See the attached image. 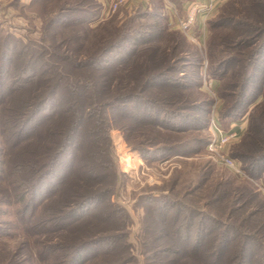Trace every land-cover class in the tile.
Wrapping results in <instances>:
<instances>
[{"label": "trees", "instance_id": "1", "mask_svg": "<svg viewBox=\"0 0 264 264\" xmlns=\"http://www.w3.org/2000/svg\"><path fill=\"white\" fill-rule=\"evenodd\" d=\"M185 1L174 2L181 15ZM63 2L49 19L50 31L74 29L86 44L96 3ZM238 4L264 12L260 0L229 1L208 22L209 65L222 99L232 101L220 111L223 125L253 110L241 152L232 156L252 186L236 177L219 182L202 202L201 193L194 195L206 191L201 177L187 194L192 203L161 199L144 207L136 244L117 222L129 218L126 209L97 208L122 177L110 130L140 143L147 156L188 153L190 144L169 140L208 129L213 101L202 93L200 56H186L187 41L170 30L164 6L131 16L122 29L101 26L119 36L109 41L102 34L89 51L81 46L74 53L73 37L63 34L52 44L42 37L41 50L27 54L0 32V264L140 263L133 251L146 264H264V99L257 103L264 97V17L243 14ZM224 26L231 34L216 32ZM209 142L197 137L193 144ZM11 207L20 232L4 227Z\"/></svg>", "mask_w": 264, "mask_h": 264}, {"label": "rangeland", "instance_id": "2", "mask_svg": "<svg viewBox=\"0 0 264 264\" xmlns=\"http://www.w3.org/2000/svg\"><path fill=\"white\" fill-rule=\"evenodd\" d=\"M63 1L65 0H0V32L3 34L6 33L8 36L12 37V46L23 44V50L27 54L32 50L34 52H39V50H41L40 46L42 43V37H47L48 41L50 40L52 44L55 42L58 43V40L63 37V34L68 35L69 38L73 37V42L70 44V47L74 53L77 52V47L81 46L89 51L92 41L94 39L96 40L97 37H101L102 34L105 36L102 39L108 37L109 41L115 40L119 36L114 28H111L110 31H112L111 33H115L109 35L110 32H104V28L101 26L116 25L118 29H122V26H124L127 21L131 20V16L138 15L137 13L142 10L153 11L155 7L159 8L161 6H164L162 8L163 17L170 16L168 8H171V6L176 7L177 5L174 3L175 1L181 3V0H93V2L96 3V14L94 15V21L91 23L94 33L86 44H81V42L73 36L72 31L74 29L61 28L60 30H56L59 29V27L55 28L54 31H50L49 29V19L55 14L60 5L65 4ZM67 1V4H71L75 0ZM229 1L231 0L221 3L218 8L214 7L215 10L212 9L208 15H204L205 17L208 16L205 20L204 30H198L195 26L191 31V35L194 36L195 41L172 24L174 23V20L171 14L172 19L170 22L171 26H169L170 30H179L180 33H182L180 34L181 38L183 37L186 39L187 45L183 46V48L188 50L189 53H187L186 56L192 61L198 58V56L201 58L200 63L202 68L200 77L202 82V93L205 98L208 97L213 101L211 112L209 114L210 122L208 129L204 128L201 131L192 130L188 133H179L176 134L172 140H169L172 142L176 140L174 143H180L182 145L190 144L189 148L191 150L188 151L184 149L183 151L188 152L186 154L180 153L170 156L159 153V155L147 156L140 143L136 141H128L126 135L115 127H112L110 130L114 151L117 156V165L122 177L121 181L117 184L119 185L117 192L103 201L105 203L103 206L101 204L100 206L98 205L99 207L97 208H106L107 204L112 203L116 205V207L124 208L130 213L127 220L123 219L117 221L119 223V228L124 227L125 225L126 227L128 226V230L131 233L129 242L136 244L139 239L140 231L147 220L144 219L145 216L143 215L144 207L155 208L156 206L154 205H159L161 199L170 202L181 200L185 203H192L193 196L195 194L200 195L201 193L202 200H204L202 202H206L209 200L208 191L212 185L219 182L226 183L227 180H231L235 177L238 181H241L242 183L247 182V184L252 186L248 183L250 180L245 174L240 178L233 170L224 167L217 162V159L223 153H228L231 156H234V154L241 152L240 144L251 125L252 120L250 113L253 111L251 108L249 114H246L241 120H234L228 125L226 123L223 125L220 111L225 104L232 101H230V99H222V96L220 95L222 91L221 83L210 74L208 42L212 38V33L209 31L208 22L217 20V18L220 17L224 6ZM260 1L264 4V0ZM192 2H201L205 4L206 0H187L184 2V11H186ZM116 5L117 7L115 8ZM241 6L242 4H238L236 9L243 14L245 12L250 15H257L256 17L258 19L264 17L263 9H260L259 7L253 5L251 7H245V11H243ZM234 12L235 11L232 10L230 13ZM177 15L184 18L185 12L182 15L178 12ZM171 31H169V36H175L176 33ZM216 32L219 34H231L229 26H224ZM176 35L179 36V34ZM178 36L176 37L181 41L180 36ZM45 43L47 44L48 42L45 40ZM194 47L199 51V55L197 56ZM140 84L141 88L144 84ZM204 96L203 99H205ZM260 98L261 99L257 102L258 104L259 102L262 103L264 99V97ZM213 123H215L222 132L234 130L231 127L232 125L236 126L237 124L238 126L242 125V127L244 125L240 139L237 142L225 146L223 153L211 151L210 149H207L208 146L205 148L193 144L194 139L197 137H210L211 141L215 136L211 131ZM131 124L133 126L136 125V123ZM132 136H136V133ZM256 149L257 148L255 147H251L250 152L255 153ZM201 177L206 178V191H198L194 193L193 196H188V198L187 194L189 191H192L195 186L200 185L199 181ZM258 184L259 183H257V185ZM225 199L228 200L227 196ZM13 210L14 208L11 207L7 213L8 215H5L2 219L5 221L4 227L8 229V232H20L21 230H17V226L19 229L21 228L18 225L17 219H15ZM151 218L152 217L150 216V219ZM115 224L117 225L116 222ZM21 236H23L22 233ZM34 240L35 237L31 239L32 242ZM15 241L16 240H12L10 246H14L17 243ZM133 252L141 259L140 263L137 261V264H146V258L144 259L142 256H139L135 251ZM131 264H136V262Z\"/></svg>", "mask_w": 264, "mask_h": 264}, {"label": "built area", "instance_id": "3", "mask_svg": "<svg viewBox=\"0 0 264 264\" xmlns=\"http://www.w3.org/2000/svg\"><path fill=\"white\" fill-rule=\"evenodd\" d=\"M116 7L117 5L115 6V8ZM211 11V4L192 2L185 11V17L182 18L177 15L178 12L176 7L171 6V8H168L170 16L171 14L173 16L174 23L172 24H174V26L177 29L181 30L183 33H186L194 41L195 38L191 35V31L196 26L199 15H208ZM238 128L240 127L238 126ZM211 131L215 134V136L209 142L207 149L220 153H223L225 146H227L228 144L237 142L240 139L241 135V131L239 130H230L222 132L215 123H213ZM217 162L220 165H223L224 167H228L229 169L233 170L236 174L240 176L244 175L240 163L228 153L221 154L217 159Z\"/></svg>", "mask_w": 264, "mask_h": 264}, {"label": "crops", "instance_id": "4", "mask_svg": "<svg viewBox=\"0 0 264 264\" xmlns=\"http://www.w3.org/2000/svg\"><path fill=\"white\" fill-rule=\"evenodd\" d=\"M225 1H228V0H206V4L208 3V4H211L212 5V9H214V7L216 8H218L220 5H221V3H223V2H225ZM215 10V9H214ZM167 17V22L169 23V26H171L170 25V22H171V16H166ZM208 17V16H207ZM207 17H205L204 15H199V18H198V21H197V24H196V29H198V30H204V26H205V20H206V18ZM244 124H246V123H244ZM235 125H232L231 127H232V129H234V130H239V131H242L243 130V128H244V125H243V127H242V125L241 126H239L240 128H238V126H237V124H236V126L234 127Z\"/></svg>", "mask_w": 264, "mask_h": 264}]
</instances>
